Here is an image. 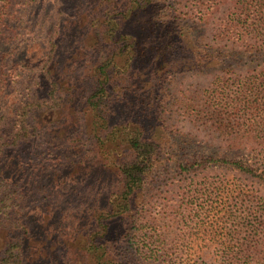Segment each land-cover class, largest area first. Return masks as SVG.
Here are the masks:
<instances>
[{
    "label": "rangeland",
    "instance_id": "obj_1",
    "mask_svg": "<svg viewBox=\"0 0 264 264\" xmlns=\"http://www.w3.org/2000/svg\"><path fill=\"white\" fill-rule=\"evenodd\" d=\"M123 1L32 0L29 5L12 8L15 16L7 21L0 36V77L9 79L14 75L16 79L21 75L18 84H7L2 89L0 85L4 95L0 106L7 111L4 127L11 125L10 111L28 88L45 93L46 82L37 85L41 84L38 80L47 60L45 41L54 31L63 39L61 48L48 62L57 81L54 94L61 97V106L35 108L37 134L18 149L4 148L0 156V179L13 192L19 188L16 200L19 206L15 211L30 231L1 227L0 251L12 240L24 241L27 264H63L65 256L72 257V264H91L89 254L79 243L92 228L93 214L104 212L107 198L120 184V176L110 158L98 153L96 140L88 142L79 133L82 123L83 130L92 133L94 111L86 103V97L93 91L88 76L92 73L94 50L89 51L88 62L77 51L82 43L88 46L85 42L90 41V33L94 32L93 24H83L82 18L87 14L90 15L87 17L102 16L110 4L118 3L115 9L111 5L110 8L111 15L120 19L124 15ZM154 3L158 4V12L164 13L161 7L171 10L165 14L176 16L183 23L188 20L192 23L195 18L191 17L200 11L207 12L209 21L215 23L233 12L231 0H154ZM123 20L120 23L123 29L133 26L130 18ZM158 40L156 44L155 37H143L141 47L145 56L140 61L141 67L136 69L140 77L129 81L135 84L132 87L135 93L145 94L147 83L152 81L150 71L160 51L161 39ZM207 41L209 38L198 41L199 49ZM174 44H170L172 48L166 46L167 51L174 50L177 46ZM246 44L248 48L243 46L235 56L223 57L221 64L211 71L164 75L168 77L163 90L165 113L161 125L166 132L159 128L151 132L153 138L166 145L163 165L145 180L143 190L136 196L138 213L128 212L134 213L136 222L132 223L128 215L109 219V237L113 238L112 232L117 234L113 245L114 249L120 247L116 253L122 264H230L233 260L235 264H264V226L254 229L258 220H264V181L224 162H213L217 156L209 154L203 142L220 146L223 140L200 131L198 122L176 115L180 101L186 105L191 98V104L213 106L217 97L226 92L233 97L238 84L256 79L257 72L264 70V56L249 52L252 39ZM220 48L223 52L227 47ZM188 54L185 52L183 56ZM145 121L154 126L152 120ZM217 148L213 147L214 152ZM224 155L227 159H239L247 157V152L229 151ZM177 159L180 162H175ZM255 210L262 212L258 219ZM227 211L231 215L225 219ZM160 239L164 241V250ZM148 249L162 255L157 262L146 260L150 256ZM227 255L233 259L223 257Z\"/></svg>",
    "mask_w": 264,
    "mask_h": 264
},
{
    "label": "trees",
    "instance_id": "obj_2",
    "mask_svg": "<svg viewBox=\"0 0 264 264\" xmlns=\"http://www.w3.org/2000/svg\"><path fill=\"white\" fill-rule=\"evenodd\" d=\"M31 2L32 0H0V36L5 32L7 21L15 16L12 8L15 5L26 6ZM231 2L233 12L229 11L216 23L210 22L209 14L204 11H200L196 17H191L195 18L192 23L188 22L189 20L183 23L176 16L165 14L171 13V10L167 11L161 7L164 13L158 12V4L154 3V0H124L121 13L124 15L120 19L111 15V8L115 9L118 3L114 6L110 4L111 8L109 5L102 16L87 17L90 16L87 14L82 18L83 24L92 23L94 30L90 33V41L85 42L88 46L82 43L77 51L85 57L84 61L88 62L86 57L89 58V51L94 50L92 73L88 76L93 91L90 97H86V103L94 111V121L92 133L87 134L83 130V123L79 133L88 142L96 140L98 153L110 158L111 165L117 167L120 176V184L107 198L104 212L93 214L90 224L92 228L79 243V247L89 254L91 264H122L116 253L120 247L114 249L113 245L117 234L112 232L113 238L109 237V219L128 215L132 218V223L136 222L134 213L128 212L137 210L138 213V209H135L136 196L143 190L145 180L163 165L162 154L167 152L166 145L153 138L151 132L156 128L166 132L161 125L165 113L163 90L168 77L164 75L170 72L196 74L216 69L223 57L235 56L237 49L243 46L248 48L246 43L251 39L253 45L250 46L249 52L261 53L264 56V0ZM123 18H130V25L132 23L133 26L123 29L120 26ZM160 29L163 31L160 32ZM56 32L58 34V30ZM83 37H86V32ZM143 37H155L156 44L158 39H161V48L159 47V54L155 57L154 67L150 71L152 81L147 83L145 94H138L132 89L135 84L129 81L140 77L136 69L141 67L140 61L145 56L141 47ZM206 38L210 41L205 43L203 49H199L198 41ZM62 41L55 31L54 35L45 41L48 49L47 60L43 64L42 78L38 80L41 84L37 82L39 87L46 82L45 93L28 88L22 99L18 98L17 106L10 111L12 121L9 127L3 126L7 111L0 106V156L4 148L18 149L29 144L37 134L35 108L61 106V97L54 94L57 81L51 75L52 68L48 66V62L53 60L54 54L61 48ZM172 42H176L175 51H167V47L172 48ZM220 47L227 48L222 52ZM185 52L189 54L183 56ZM20 77L21 75L17 76V80L14 75L9 79L0 77L1 89L7 84H18ZM237 87L233 97H229L231 93L226 92L223 97L216 98L217 103L213 106L201 107L199 103L191 104V98H188L186 105L185 101H180L176 115L177 118L198 122L200 131L223 140L219 143L220 146H213L211 141L203 142L206 151L217 156L212 159L213 162H224L232 169L257 176L264 181V70L258 71L256 79L252 82L240 83ZM3 97L0 90V104ZM144 111L147 113L146 117ZM145 119L152 120L154 126L147 125ZM189 135L186 136L190 137ZM221 146L225 148L224 151ZM213 147H218L215 152ZM229 151L247 152V157L227 159L224 154ZM175 162H180V159ZM179 166H182L181 163ZM18 191L19 188L13 192L12 187L0 179V228H21L23 233H28L29 228L15 211L19 206L16 204L20 195ZM16 194L17 197H14ZM254 214L258 219L262 212L255 210ZM140 215L141 213L139 217ZM230 215L227 211L225 219ZM257 222L255 230L264 226V220ZM163 242L160 239L164 250ZM24 249V241L19 239L6 243L0 251V264H27ZM148 252L150 256L146 260L150 263L157 262V257L162 256L152 253L149 249ZM223 257L230 261L233 259L230 255ZM163 260L167 262L166 258ZM63 264H72V257L69 259L65 256ZM230 264H235L234 260Z\"/></svg>",
    "mask_w": 264,
    "mask_h": 264
}]
</instances>
